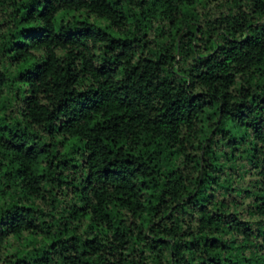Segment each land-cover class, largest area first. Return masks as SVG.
Listing matches in <instances>:
<instances>
[{"label": "trees", "instance_id": "obj_1", "mask_svg": "<svg viewBox=\"0 0 264 264\" xmlns=\"http://www.w3.org/2000/svg\"><path fill=\"white\" fill-rule=\"evenodd\" d=\"M0 264H264V0H0Z\"/></svg>", "mask_w": 264, "mask_h": 264}]
</instances>
